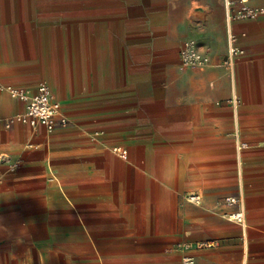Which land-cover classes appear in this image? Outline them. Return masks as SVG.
<instances>
[{"label": "crops", "instance_id": "1", "mask_svg": "<svg viewBox=\"0 0 264 264\" xmlns=\"http://www.w3.org/2000/svg\"><path fill=\"white\" fill-rule=\"evenodd\" d=\"M224 1L0 0V264H264V0ZM40 81L68 125L6 127Z\"/></svg>", "mask_w": 264, "mask_h": 264}, {"label": "built area", "instance_id": "2", "mask_svg": "<svg viewBox=\"0 0 264 264\" xmlns=\"http://www.w3.org/2000/svg\"><path fill=\"white\" fill-rule=\"evenodd\" d=\"M245 0H241L244 2ZM225 7H229V1L225 0ZM263 10L252 9L246 6H242L233 16L227 14L228 22L231 19L235 20H248L256 18L261 14ZM235 39L231 34H228L227 39V57L226 65L231 67L235 58L241 56L243 52L234 46ZM179 63L182 68H205L209 66L208 52L203 51L197 41L190 39L182 44L179 51ZM8 93L12 98H15L22 103L25 107L23 112L9 117L5 120L6 127H9L13 123H20L22 125L29 126L34 129L39 126L43 127L46 132L51 133L57 127H65L68 125L69 120L64 116L61 110L59 102L56 100L48 84L44 81H40L34 93H28L22 88H7ZM245 144H239L238 149L245 148ZM113 152L119 155L121 158H125L127 151L123 148H113ZM17 162L16 165H18ZM182 198L192 204L200 203V196L196 193L186 192L182 194ZM221 204L226 207L237 206L235 212H224L223 217L229 221H235L240 224L244 222V210L243 204L239 197H225ZM213 244L206 243H184L177 245L176 250H190V249H202L212 248ZM182 264H193V257H183L181 259Z\"/></svg>", "mask_w": 264, "mask_h": 264}]
</instances>
